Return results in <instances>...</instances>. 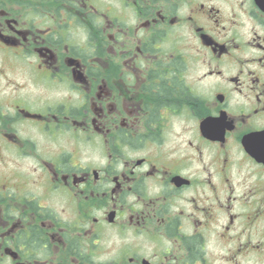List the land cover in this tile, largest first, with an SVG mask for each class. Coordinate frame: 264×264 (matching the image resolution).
<instances>
[{
    "label": "flooded vegetation",
    "instance_id": "flooded-vegetation-1",
    "mask_svg": "<svg viewBox=\"0 0 264 264\" xmlns=\"http://www.w3.org/2000/svg\"><path fill=\"white\" fill-rule=\"evenodd\" d=\"M0 264H264V0H0Z\"/></svg>",
    "mask_w": 264,
    "mask_h": 264
}]
</instances>
